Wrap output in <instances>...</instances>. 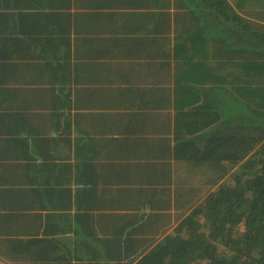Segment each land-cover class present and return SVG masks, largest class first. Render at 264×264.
<instances>
[{"label": "crops", "instance_id": "obj_1", "mask_svg": "<svg viewBox=\"0 0 264 264\" xmlns=\"http://www.w3.org/2000/svg\"><path fill=\"white\" fill-rule=\"evenodd\" d=\"M11 1L0 264L136 261L219 183L220 132L250 124L248 52L229 44L264 0Z\"/></svg>", "mask_w": 264, "mask_h": 264}, {"label": "trees", "instance_id": "obj_2", "mask_svg": "<svg viewBox=\"0 0 264 264\" xmlns=\"http://www.w3.org/2000/svg\"><path fill=\"white\" fill-rule=\"evenodd\" d=\"M11 2L18 5L17 0ZM31 2L25 0L26 7H30ZM225 13L220 12V15L226 17ZM237 18L238 15H234L233 19ZM55 23L53 29L60 31ZM263 27L250 22L243 29L245 34L248 30L250 37L236 30L232 45L229 44L234 50L248 52L243 66L250 71V78L244 79L242 84L236 74L235 87L249 103L250 124L232 131L229 128L228 134L220 132L219 183L174 232L147 251L130 253L136 261L127 264H264ZM227 175L231 178L223 181Z\"/></svg>", "mask_w": 264, "mask_h": 264}]
</instances>
